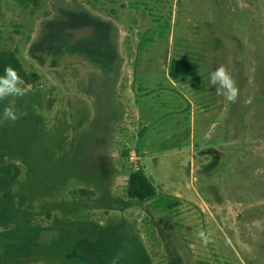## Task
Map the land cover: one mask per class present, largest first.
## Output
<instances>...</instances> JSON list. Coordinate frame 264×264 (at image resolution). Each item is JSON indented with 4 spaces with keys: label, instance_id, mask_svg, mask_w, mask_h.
<instances>
[{
    "label": "rangeland",
    "instance_id": "1",
    "mask_svg": "<svg viewBox=\"0 0 264 264\" xmlns=\"http://www.w3.org/2000/svg\"><path fill=\"white\" fill-rule=\"evenodd\" d=\"M0 52V264H264V0H0Z\"/></svg>",
    "mask_w": 264,
    "mask_h": 264
},
{
    "label": "trees",
    "instance_id": "2",
    "mask_svg": "<svg viewBox=\"0 0 264 264\" xmlns=\"http://www.w3.org/2000/svg\"><path fill=\"white\" fill-rule=\"evenodd\" d=\"M19 3H26L29 0H14ZM13 67L19 74V76L26 80L27 75L24 69L21 67L20 62L13 53L0 52V76L5 74V67ZM193 69V65L190 62L183 61L180 59L173 60L169 67V77L172 80H179L182 77L189 74ZM35 76V75H34ZM36 77V76H35ZM2 172L5 175H12L13 172L9 169H4ZM0 184V192H1ZM126 194L132 200H137L139 202H148L152 200H159L156 189L150 180L141 171L132 172L127 179ZM179 204L177 200H167L166 207L174 208Z\"/></svg>",
    "mask_w": 264,
    "mask_h": 264
},
{
    "label": "clouds",
    "instance_id": "3",
    "mask_svg": "<svg viewBox=\"0 0 264 264\" xmlns=\"http://www.w3.org/2000/svg\"><path fill=\"white\" fill-rule=\"evenodd\" d=\"M23 84V79L13 67H5V74L0 76V101H3L8 97L20 98L26 96L28 94V89L27 87H22ZM210 84L216 86L217 95L225 96L226 100L231 103L236 102L239 95V89L225 66L221 65L211 73ZM247 102H250V100ZM2 115L4 120L14 123L18 119L26 116L27 112L21 111L12 106H5ZM199 236L206 243L211 242L203 231L199 233Z\"/></svg>",
    "mask_w": 264,
    "mask_h": 264
}]
</instances>
